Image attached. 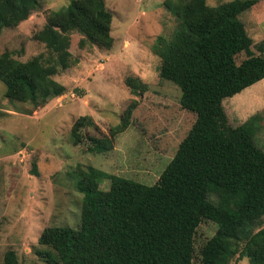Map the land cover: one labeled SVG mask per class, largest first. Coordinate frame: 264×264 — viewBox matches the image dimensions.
I'll list each match as a JSON object with an SVG mask.
<instances>
[{
  "label": "trees",
  "instance_id": "trees-1",
  "mask_svg": "<svg viewBox=\"0 0 264 264\" xmlns=\"http://www.w3.org/2000/svg\"><path fill=\"white\" fill-rule=\"evenodd\" d=\"M40 1L0 0V29L25 19ZM256 1L189 0L175 16L170 37H156L158 76L177 86L179 106L194 120L152 184L93 167L78 170V224L41 230L34 253L45 264H229L233 256L264 264V224L255 228L264 215V150L254 141L253 127L228 124L222 106L224 98L264 77V37L254 54L238 18ZM110 19L103 0H68L48 10L33 34L45 52L25 61L0 53L3 96L38 107L61 94L63 86L52 75L70 65V33L81 36L80 44L108 49ZM239 52L245 57L236 63ZM125 85L133 93L145 87L134 77ZM129 110L109 137L88 136L87 149H110V139L128 125ZM91 124L88 115L76 118L69 130L72 142ZM103 179L109 180L106 189L98 185ZM201 220L216 227L195 253L193 236ZM1 264H18L13 250L3 253Z\"/></svg>",
  "mask_w": 264,
  "mask_h": 264
},
{
  "label": "rangeland",
  "instance_id": "rangeland-1",
  "mask_svg": "<svg viewBox=\"0 0 264 264\" xmlns=\"http://www.w3.org/2000/svg\"><path fill=\"white\" fill-rule=\"evenodd\" d=\"M188 1L103 0L111 16L110 48L80 44L81 36L71 32L70 65L52 75L63 91L38 107L8 100L0 82V264L7 249L14 251L18 264H45L34 253L41 230L77 226L82 196L75 187L78 170L93 167L144 184L157 179L194 114L179 106L177 86L159 78L160 59L152 44L158 36L170 37L175 16ZM223 1L228 0H202L205 5ZM67 2L41 0L25 19L1 28L0 53L25 61L45 52L33 34L48 10ZM238 18L250 38V49L257 54L255 44L264 37V0H257ZM244 57L237 53L235 62ZM130 77L138 78L144 89L131 92L125 85ZM128 106V125L110 139V149L89 151L87 137H109L110 128L121 122ZM222 106L228 124L253 127L254 141L264 150V77L224 98ZM83 115L92 124L79 129L81 137L75 144L69 130ZM108 183L103 179L98 185L106 189ZM263 224L264 215L255 228ZM215 227L208 220L199 222L193 236L195 253ZM229 264H247V260L233 256Z\"/></svg>",
  "mask_w": 264,
  "mask_h": 264
}]
</instances>
